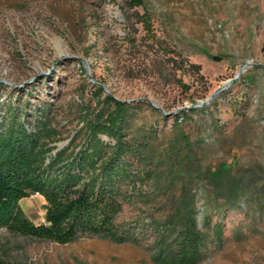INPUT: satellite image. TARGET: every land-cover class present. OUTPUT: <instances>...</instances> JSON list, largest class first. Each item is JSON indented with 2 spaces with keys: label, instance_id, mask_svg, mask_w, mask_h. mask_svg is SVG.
<instances>
[{
  "label": "rangeland",
  "instance_id": "1",
  "mask_svg": "<svg viewBox=\"0 0 264 264\" xmlns=\"http://www.w3.org/2000/svg\"><path fill=\"white\" fill-rule=\"evenodd\" d=\"M0 82L1 113L7 103L22 107L30 126L45 107L61 139L77 129L79 110L97 103V84L164 114L156 119L147 106L137 113V125L156 119L154 160L179 130L191 149L172 168V184L168 162L160 163V179L142 188L149 200L134 199L120 219L160 218L164 199L185 185L206 235L197 264H264V0H144L135 10L123 0H0ZM227 83L204 108L193 106ZM220 165L231 167L218 182L204 176ZM20 206L33 223L44 222L42 196ZM0 264L158 263L145 245L100 238L58 244L0 229Z\"/></svg>",
  "mask_w": 264,
  "mask_h": 264
},
{
  "label": "trees",
  "instance_id": "2",
  "mask_svg": "<svg viewBox=\"0 0 264 264\" xmlns=\"http://www.w3.org/2000/svg\"><path fill=\"white\" fill-rule=\"evenodd\" d=\"M127 10L144 6V0H123ZM144 25L149 24L142 15ZM251 76L247 75L248 81ZM3 88L0 82V90ZM97 103L78 112V127L66 139L52 124L46 108L34 122L25 124L22 107L3 105L0 112V229L34 240L66 244L81 239L100 238L116 243L145 245L158 264H197L203 258L206 235L198 228L195 195L182 185L176 197L164 199L160 218L121 220L120 214L134 199L149 200L142 188L160 179V163L168 162L169 183L174 165L187 156L191 147L181 130L178 141L161 147L154 160L157 141L156 119L165 115L144 102H125L93 85ZM205 105H201L204 108ZM147 106L154 123L136 124L138 110ZM197 109H190L195 112ZM182 117L187 111L181 112ZM177 117V115H175ZM102 136L110 139L106 142ZM66 140V145H53ZM230 165L207 171L206 178L218 182L230 172ZM233 186L239 181L234 180ZM45 201L44 222L33 223L20 201L32 195ZM221 240V227L215 226Z\"/></svg>",
  "mask_w": 264,
  "mask_h": 264
},
{
  "label": "water",
  "instance_id": "3",
  "mask_svg": "<svg viewBox=\"0 0 264 264\" xmlns=\"http://www.w3.org/2000/svg\"><path fill=\"white\" fill-rule=\"evenodd\" d=\"M214 59L215 60H218V58H216V57H214ZM241 73V70L239 71V73L237 74V76L236 77H234V79L233 80H235L237 77H238V75ZM228 85V83L227 84H225L223 87H220L217 91H215L212 95H210L207 99H205V101H201V102H199V103H197V104H194L193 106L194 107H198V106H200V105H203V104H208L212 99H214L215 97H216V95L223 89V88H225L226 86ZM125 102H129V101H125Z\"/></svg>",
  "mask_w": 264,
  "mask_h": 264
},
{
  "label": "bare ground",
  "instance_id": "4",
  "mask_svg": "<svg viewBox=\"0 0 264 264\" xmlns=\"http://www.w3.org/2000/svg\"><path fill=\"white\" fill-rule=\"evenodd\" d=\"M56 46L58 48V54L61 56L63 54V49L61 48L59 42L56 41Z\"/></svg>",
  "mask_w": 264,
  "mask_h": 264
}]
</instances>
